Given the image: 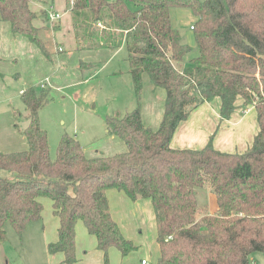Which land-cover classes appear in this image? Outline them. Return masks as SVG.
<instances>
[{"label":"trees","instance_id":"16d2710c","mask_svg":"<svg viewBox=\"0 0 264 264\" xmlns=\"http://www.w3.org/2000/svg\"><path fill=\"white\" fill-rule=\"evenodd\" d=\"M33 1L40 0H0V22L49 57L34 25L48 15H36L29 7ZM172 8H187L196 18L191 30L197 56L190 67L183 65L191 50L172 27ZM71 11L90 28L103 22L126 46L137 107L105 119L107 132L125 150L87 156L78 141L63 135L51 159L39 112L52 98L46 87L25 89L20 98L26 125L14 128L27 149L0 152V244L7 225L21 235L40 222L39 199L46 198L59 221L49 255L62 254L61 264L77 262L75 227L81 222L103 264H109L110 248L125 258L137 248L111 217L107 191L116 190L132 202H151L155 264H249L252 255H264V0H73ZM145 75L165 92L156 130L143 124L139 111ZM215 99L220 122L231 118L239 100L241 108H254L258 130L251 147L242 154L222 152L213 147L212 134L201 149L172 148L179 124ZM204 187L215 197L213 214L202 213L197 203L195 189Z\"/></svg>","mask_w":264,"mask_h":264},{"label":"rangeland","instance_id":"374dc122","mask_svg":"<svg viewBox=\"0 0 264 264\" xmlns=\"http://www.w3.org/2000/svg\"><path fill=\"white\" fill-rule=\"evenodd\" d=\"M49 3L52 7L49 11L58 14L60 19L56 22L48 20L42 26H37L36 20L34 24L38 29V37L46 40L44 45L50 57H46L37 44L30 42L25 54L19 55L16 61H7L3 64L4 70L8 72L0 78V87L5 95L11 84L33 88L36 92L41 91V83L46 84V90L52 99L40 110L39 120L41 128L47 134L51 159H55L56 149L63 135L78 141L87 156L102 153L104 156H113L125 146L118 137L107 132L105 119L117 115L123 116L125 112L137 107L131 78L127 73L126 46L122 37L110 28L107 34L102 35L100 31L86 25L78 14L71 12L70 0H51ZM29 7L36 15L46 9V6L36 1L31 2ZM170 20L172 27L178 31L181 42L191 50L183 60V65L190 67L192 59L197 56L194 33L191 30L196 18L187 8H172ZM74 23L76 28H73ZM57 24L59 30L53 31ZM76 33L84 44L91 46L82 53L76 50L78 47L75 42ZM100 40L107 48L100 47ZM57 47L62 48L63 52L57 53ZM56 55L61 59L69 60L66 63L59 58L56 60ZM82 64L87 68L81 69ZM147 79L145 75L139 111L143 124L155 130L158 123L155 124L154 120L159 122V111L161 114L164 112V103L159 96L164 92L160 88L153 92ZM39 80L41 82L37 87L32 85V82ZM216 102L219 103L218 99L213 100L212 104ZM17 114L21 117L16 120ZM24 115L25 111L20 100L3 105V109L0 103V136L5 135V132L14 133L16 124L18 130L22 131L26 125ZM195 197L202 213L215 212V197L208 187L195 189ZM201 216L200 213L197 217ZM6 230L4 245L8 248L9 264L21 263L18 249L11 245V239L15 238L19 241L20 238L10 225L6 226ZM126 232L129 237H124L132 241L137 248L127 256L129 257L127 262L140 264L139 260L147 256L151 262L156 263L155 222L153 226L132 228ZM16 244L19 245L18 242ZM146 250H149V253H146ZM112 251L116 253L114 254L116 260L111 258V253L108 254L109 264H119L123 258H120L116 250ZM249 264H264V255H252Z\"/></svg>","mask_w":264,"mask_h":264},{"label":"crops","instance_id":"0c3cea01","mask_svg":"<svg viewBox=\"0 0 264 264\" xmlns=\"http://www.w3.org/2000/svg\"><path fill=\"white\" fill-rule=\"evenodd\" d=\"M36 2H39L42 6H46L44 11L48 12L49 10H52L51 5H49L50 3H48L49 1L46 2L45 0H40ZM37 21V26H42L43 22L39 19H37ZM98 24H100V26H98ZM73 28H75L74 25ZM92 29L100 31L102 35L103 33L107 34L106 32L108 30L107 26L103 22L93 25ZM39 39L43 41L44 44L46 43L45 39ZM75 42L76 45L78 44L76 50L79 53H82L91 47L90 45L88 46L87 43L84 44L82 42V38L77 37L76 34ZM100 42V47L107 48L101 40ZM29 44L31 43L27 38L20 35H14L8 23L0 22V78L3 77L4 73L8 72L4 70L3 64H5L7 61H16L19 55L26 53V49L29 48ZM61 49L62 48L57 47V53H62L63 50ZM57 58L61 59V57L56 55V60ZM61 60L66 63L69 59L62 58ZM49 61H51V59ZM86 68V65H81V69ZM37 70H40L39 67ZM12 71L14 72V70ZM127 73L129 75L128 71ZM40 82L41 80H39V82H32V85L37 87ZM41 85L46 84L41 83L40 88ZM151 87L153 92L159 90V88L155 89L152 85ZM25 89L27 88L20 84H11L7 93L4 95V90L2 87H0V103H2V109L3 105L16 103V101L19 100L21 102L20 96ZM163 94L159 96H161L164 103L165 92ZM21 104L23 105L22 102ZM241 104L242 102L239 100L237 102V110L232 114L228 121L224 122L219 121L220 103L216 102L213 105L211 102L200 105L197 109L191 112L186 121L179 124L175 134L173 135L170 146L172 148L180 149H201L208 143L211 135L214 134L212 145L216 150L227 153H244L251 147L253 138L257 133L258 126L256 123V114L254 108L249 107L246 110L241 108ZM162 115L163 114H161L159 111V122H156V119L154 120L155 124L158 123V126H156L157 128L161 123L163 117ZM151 129L153 130V128ZM13 132L14 133L12 134L5 132V135L0 136V152L11 153L24 151L27 149V143L24 136L21 135L15 128ZM124 150L125 147L121 148L118 153H121ZM107 199L111 217L118 224L123 236L129 237L126 231H130L132 228H145L148 225H154V214L151 202L149 200L139 199L135 202H132L122 192H118L116 190H108ZM39 201L43 206L41 221L27 225L23 233L21 235H17L20 240L16 241L15 238L11 239V245L17 248L18 253L20 254L18 258L20 259L21 263L18 264H61L63 261L62 254L59 253L55 255H49L47 252V246L50 243L56 242L58 239L57 230L59 227V221L53 216L52 202L46 198H41ZM4 242L0 244V264H9L8 248L5 247ZM16 242H18L19 245L16 244ZM156 248L157 259L159 256V248L157 243ZM113 249L114 248H110L108 254L111 253V258L116 260L114 255L116 253H113ZM116 252L119 255L117 250ZM146 253H149V250H146ZM75 255L77 258V262L75 264H103V253L97 250L95 238L87 233L84 225L81 222H78L75 227ZM120 258L122 257L120 256ZM128 258L125 257L121 259L119 264H129L127 262ZM143 259L149 260V257L144 256L139 260V263Z\"/></svg>","mask_w":264,"mask_h":264},{"label":"built area","instance_id":"2783aa9c","mask_svg":"<svg viewBox=\"0 0 264 264\" xmlns=\"http://www.w3.org/2000/svg\"><path fill=\"white\" fill-rule=\"evenodd\" d=\"M71 6H73V0H70ZM48 15V19L50 22H55L58 21L60 19V16L58 14L53 13V11H48L47 12ZM98 26H100V24H98ZM41 88H45V85H41ZM140 264H155L149 260H141Z\"/></svg>","mask_w":264,"mask_h":264}]
</instances>
